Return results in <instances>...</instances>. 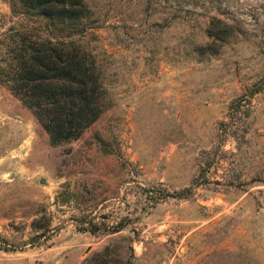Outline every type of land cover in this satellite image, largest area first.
<instances>
[{
	"label": "rangeland",
	"instance_id": "374dc122",
	"mask_svg": "<svg viewBox=\"0 0 264 264\" xmlns=\"http://www.w3.org/2000/svg\"><path fill=\"white\" fill-rule=\"evenodd\" d=\"M85 1L112 106L53 146L0 81V264H264V91L230 118L264 83V0L220 10L223 42L201 6ZM40 23L0 0V66Z\"/></svg>",
	"mask_w": 264,
	"mask_h": 264
},
{
	"label": "trees",
	"instance_id": "16d2710c",
	"mask_svg": "<svg viewBox=\"0 0 264 264\" xmlns=\"http://www.w3.org/2000/svg\"><path fill=\"white\" fill-rule=\"evenodd\" d=\"M235 1L146 0V3L148 7L163 6L164 10L179 14L178 17L183 12L196 14V9L203 7L204 11L197 15L209 20L205 33L223 42L239 31L234 19L220 12L223 7L230 9ZM18 2L25 13L41 20L36 30H43V34L36 38L23 34L14 42L11 62L0 66V81L32 112L47 132L51 145L77 140L112 106L105 70L84 41L92 29V11L85 0ZM212 8L216 11H209ZM263 91V81L257 82L239 97L230 107L231 120L243 103ZM230 129L231 125L223 124L224 133Z\"/></svg>",
	"mask_w": 264,
	"mask_h": 264
}]
</instances>
